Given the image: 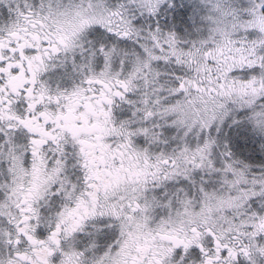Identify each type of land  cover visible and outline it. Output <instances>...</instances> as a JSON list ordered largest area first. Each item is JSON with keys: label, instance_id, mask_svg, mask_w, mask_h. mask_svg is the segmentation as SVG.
Instances as JSON below:
<instances>
[{"label": "snow or ice", "instance_id": "6c2138e0", "mask_svg": "<svg viewBox=\"0 0 264 264\" xmlns=\"http://www.w3.org/2000/svg\"><path fill=\"white\" fill-rule=\"evenodd\" d=\"M0 264H264V0H0Z\"/></svg>", "mask_w": 264, "mask_h": 264}]
</instances>
